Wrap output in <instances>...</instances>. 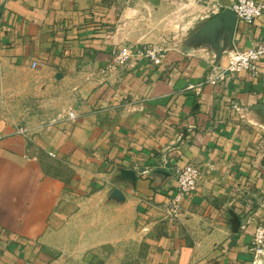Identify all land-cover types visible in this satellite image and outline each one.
<instances>
[{
    "label": "crops",
    "instance_id": "0c3cea01",
    "mask_svg": "<svg viewBox=\"0 0 264 264\" xmlns=\"http://www.w3.org/2000/svg\"><path fill=\"white\" fill-rule=\"evenodd\" d=\"M234 1L0 0V264L130 245L148 264H264V57L206 83L264 43V14L231 41L199 34ZM154 43L162 65L106 70L113 48ZM186 163L199 185L168 217Z\"/></svg>",
    "mask_w": 264,
    "mask_h": 264
},
{
    "label": "built area",
    "instance_id": "2783aa9c",
    "mask_svg": "<svg viewBox=\"0 0 264 264\" xmlns=\"http://www.w3.org/2000/svg\"><path fill=\"white\" fill-rule=\"evenodd\" d=\"M231 8L238 19L248 25H253L264 14V1L262 0H235ZM167 49L159 44L123 45L115 47L111 51L107 71H116L120 68H132L141 61H147L154 66H160L164 62ZM264 57V43L249 49H233L228 52V62L225 67L213 65L206 77V83L217 86L228 82L230 77L241 72L248 71L253 76L259 73V61ZM33 62L32 66L36 67ZM70 119L75 114H69ZM26 134L28 129L22 127L17 131ZM200 169L196 165L186 163L174 168V176L177 183L176 193L164 205V211L168 217L176 218L181 214L183 199L195 192L199 185ZM251 250L255 261L259 255H264V225H258L252 236Z\"/></svg>",
    "mask_w": 264,
    "mask_h": 264
},
{
    "label": "rangeland",
    "instance_id": "374dc122",
    "mask_svg": "<svg viewBox=\"0 0 264 264\" xmlns=\"http://www.w3.org/2000/svg\"><path fill=\"white\" fill-rule=\"evenodd\" d=\"M260 225H264V221ZM114 246H102L81 254L45 253L34 255L32 264H148L145 246L130 245L122 253ZM264 255H259L260 258Z\"/></svg>",
    "mask_w": 264,
    "mask_h": 264
},
{
    "label": "water",
    "instance_id": "95a60500",
    "mask_svg": "<svg viewBox=\"0 0 264 264\" xmlns=\"http://www.w3.org/2000/svg\"><path fill=\"white\" fill-rule=\"evenodd\" d=\"M238 23V17L231 7L223 9L220 15L215 16L201 29L199 34H208L211 41L215 42V37L221 30L225 29L229 41L232 40L233 33Z\"/></svg>",
    "mask_w": 264,
    "mask_h": 264
}]
</instances>
